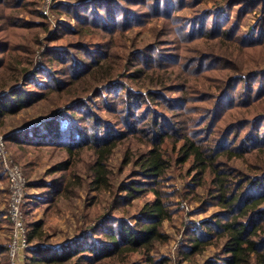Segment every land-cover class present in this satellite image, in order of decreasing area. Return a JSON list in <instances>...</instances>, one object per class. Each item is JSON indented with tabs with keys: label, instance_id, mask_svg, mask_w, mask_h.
<instances>
[{
	"label": "trees",
	"instance_id": "1",
	"mask_svg": "<svg viewBox=\"0 0 264 264\" xmlns=\"http://www.w3.org/2000/svg\"><path fill=\"white\" fill-rule=\"evenodd\" d=\"M28 1L0 0V35L5 31L3 26L27 27L23 24L28 25V22L16 16L26 8ZM175 1L75 0L71 4L59 3L57 9L72 16L78 27L74 29L63 24L60 27H64V33L79 35L81 30L97 27L113 34L142 23L144 12H138V9L144 5L156 6V17L167 15L165 18H170L171 5ZM181 3L185 4V0ZM236 4L240 5L235 10L237 19L257 9L256 32L245 44L263 46L264 0H233L224 11L221 9L222 12L201 13L188 22L185 20L174 34L194 39L230 38L240 33L237 26L230 24V11H234ZM112 7L118 11L115 19L110 17ZM222 26L227 27L220 31ZM59 35L50 38L53 40ZM19 49L13 41H4V36H0V74L3 77L8 74V82L1 85L7 91L0 94V129L9 115L41 101L46 92L61 93L70 84L85 76L94 77L95 71H100L95 68L100 59L91 56V51L85 55L87 48L81 42L69 47H47L44 55L63 65L61 73L38 68L31 76L27 68L11 66L10 56ZM142 51L139 56L135 55L141 63L134 60L124 66L131 72L127 83L105 86L92 99H80L52 117L4 136L6 146H62L70 158L56 165L53 172H71L75 156L85 149H92L96 160L90 168L89 185L98 192L112 191L109 159L122 140L146 138L148 145V149L140 152L133 161L138 167L134 178L117 186L122 195L117 197L114 209L121 211V215L96 214L97 217L73 238L55 246L49 244L44 223L33 224L28 241L34 246L26 250L28 255L24 264H172V255L157 256L155 251L159 244L170 240L165 222L183 210L173 207L171 196L175 195L198 204L191 215L208 212L213 206L217 208L206 218L186 224L185 238L180 246L184 260L199 264L197 257L212 247L221 254L216 253L202 264H264V69L254 72V66L247 70L238 76L237 83L241 88L237 95H231L232 86L229 85L225 92L210 96V106L204 107L197 104L199 98L191 95L193 92L186 80L183 85L172 86L175 77L166 76L169 71L172 73L183 67L182 61L186 59L183 55L178 52L177 56H172L174 61H164L165 58L154 54L155 49ZM39 73H48V91L25 89L26 83ZM100 75L99 78L95 76L100 83L112 77L110 69L106 76ZM10 81L14 84L8 85ZM177 89L183 93V99L178 101L168 94ZM99 98L104 101L103 106L115 124L89 109ZM90 101L94 106L88 105ZM78 103L81 106L76 108ZM197 114L198 118H195ZM242 163H247L248 167L240 166ZM175 165L182 167L184 186L181 190L170 186L173 190L167 192L168 171ZM57 185L66 192L79 183L70 178L53 183L52 201L56 202L65 196ZM149 190L155 198L131 213L128 206ZM26 207L27 202L24 211ZM91 214L93 216L94 212ZM6 217L0 213V225L9 219ZM0 264H10L4 241L0 244Z\"/></svg>",
	"mask_w": 264,
	"mask_h": 264
},
{
	"label": "rangeland",
	"instance_id": "2",
	"mask_svg": "<svg viewBox=\"0 0 264 264\" xmlns=\"http://www.w3.org/2000/svg\"><path fill=\"white\" fill-rule=\"evenodd\" d=\"M74 1H28L26 8L20 10L16 16L18 19L23 18L24 21L28 22V25L23 24L27 27L3 26L5 31L0 35L1 37L4 36V41H13L14 44L20 46L17 52L11 54L9 62L11 66L27 68L31 76L34 70L38 68L47 71L56 70L61 73L64 69L63 65L48 60V57L44 55L47 47H69L81 42L87 48L85 55L91 51V56L94 55L96 59H100L95 67L100 71L96 72L94 70L95 76L97 78L101 77L100 74L106 76V71L110 69L112 77L105 79V81L108 80L105 83H100L95 79V76H85L75 84H70V87L65 91L58 93L48 91V73L35 75L33 79L26 83L25 89L34 92L48 91L46 96L31 107L17 114L9 115L0 129V135L5 136L12 131L23 130L47 117H52V115L62 112L80 99H92L105 86L112 87L114 84H120L121 82L127 83L130 71L124 66L127 63L131 64L134 60L141 63L140 59H135V55H138L142 50V52H145L149 49H155L154 54L165 58L164 61H174L172 56H177L179 53L183 55L187 59L182 61L183 67L175 69V72L172 71V73L169 71L166 76L175 77L176 80L172 83V86L183 85V80H186L187 86H190V91L193 92L191 95L194 98H199L196 100L197 104L204 107L210 106V103H208L210 96L225 92L229 85L232 86L231 95H237L241 88V85L238 86L237 83L238 76L244 75L247 70H251L254 66H256L253 68L254 72L264 69V45L250 47L245 44V41H249L250 36H253L256 32L255 28L259 18L257 9L254 12L247 13L243 18L237 19L235 10L240 8V5L236 4L234 11H230L232 13L230 24L237 26L236 28L240 33L230 36V38L219 36L212 39L205 37L194 39L192 36L174 34L181 24L186 23L185 20L188 22L201 13L205 14L221 9L224 11L233 0H185V4L181 3L182 0H177L171 5L170 18H165L167 15H161V13L159 14L161 16L156 17L158 14L156 6L144 5V7L138 9V12H144L142 23L133 24L129 28L118 30L113 34H108L101 28L95 27L81 30L82 33L79 35L74 32L67 34L62 31L64 27L61 28L60 26L63 24L74 29L78 27L72 16L70 17L57 9L59 3L71 4ZM117 14L116 8L112 7L110 17L115 19ZM226 27L222 26L220 31H223ZM56 34L61 35L51 40L50 37ZM235 37L238 39H235ZM74 54H76V51ZM259 62L260 64L257 66ZM2 78H4V81H2ZM3 82H8V74L4 77L0 74V94L7 91L1 88ZM13 82L10 81L8 85H13ZM256 85L258 86V84ZM82 92H84L83 95ZM168 94L171 99L176 101L183 99V93L179 89L168 92ZM105 95H107L106 90L103 91V96ZM75 96L77 97L75 98ZM89 104L94 106L92 101ZM103 105L104 101L99 98L95 106L89 109H92L104 120L107 119L115 124L112 115ZM79 106L81 105L78 103L76 108ZM194 117L198 118V114ZM146 141V138H127L121 141L109 159L113 187L112 191L107 192L94 191L89 185L92 178L90 168L96 160L95 152L90 148L75 156V165L72 167L74 169L71 172L63 173L53 172L56 165L70 158L69 153L62 146L42 145L37 147L26 145V147H21L17 144L6 146L5 155L23 168L28 181L26 190L28 198L25 211L23 206L24 220L28 230L37 222L44 223L49 236V244L55 246L73 238L79 233V230H83V227L90 223L91 219L94 220L97 217L96 214L115 213L121 215V211L114 209L117 206L115 203L117 197L122 195L117 186L121 182H127L134 178L133 174L138 167L133 161L140 152L148 149ZM3 162V159L0 158V213L7 216L10 187ZM240 166L248 167V164L242 163ZM180 168L182 167L175 165L168 171L169 179L165 183V191L171 192L173 189L170 186H174L179 190L184 186L183 173ZM185 168H188V166H185ZM69 178L74 183H79V186H69L70 188L65 192L63 188L57 185L59 190L65 192V196L63 195L57 202L52 201V191L54 190L52 184ZM171 197L173 207L176 209L181 207L183 210L174 214L172 220L165 222L164 228L170 234V240L166 244H159L155 255H172L174 258L172 264H190L189 261L183 259L180 252V246L185 238L186 224L206 218L217 208L213 206L208 212L191 215L198 208V204L189 203L179 198V195ZM154 198L155 195L149 190L141 198L133 201L128 209L131 213H135L146 201ZM92 212H94L93 216ZM11 232L12 226L8 219L0 225V244L4 241L8 247ZM32 246L34 244L30 245V247ZM216 253L221 254V252L211 247L203 255L197 257V262L202 264L207 258L215 256ZM27 255L26 251L22 252L21 264H24Z\"/></svg>",
	"mask_w": 264,
	"mask_h": 264
},
{
	"label": "built area",
	"instance_id": "3",
	"mask_svg": "<svg viewBox=\"0 0 264 264\" xmlns=\"http://www.w3.org/2000/svg\"><path fill=\"white\" fill-rule=\"evenodd\" d=\"M6 143L4 136L0 135V158L6 170V175L9 181L10 197L8 202V218L12 226L10 241L8 244V254L10 264H21L22 252L30 247L28 241V227L24 220L23 206L27 202L28 193L26 179L23 168L14 163L8 156L5 155Z\"/></svg>",
	"mask_w": 264,
	"mask_h": 264
}]
</instances>
